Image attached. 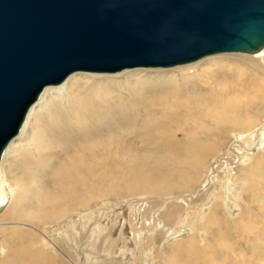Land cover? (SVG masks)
Masks as SVG:
<instances>
[{
  "label": "bare ground",
  "instance_id": "1",
  "mask_svg": "<svg viewBox=\"0 0 264 264\" xmlns=\"http://www.w3.org/2000/svg\"><path fill=\"white\" fill-rule=\"evenodd\" d=\"M238 58L241 60H233L236 63L225 59L216 60L214 57L210 59L208 57L198 62H187L188 64L182 63L179 66L174 65L180 68V74L162 73L155 78L148 77L147 79L136 67V70L129 73L131 77L127 80L133 84L129 87V92L126 95H121L108 85L95 83L93 92L82 96V93L85 92L83 88H87L88 84L79 80L72 81L73 77L81 73V71H76L59 84L65 88L67 97H70L69 105L63 103L65 97L60 94L55 96L51 103L41 104L36 109L38 102L55 90L52 88L53 85L46 86L40 94V100H37L28 111L18 133L24 132L33 112L36 125L33 127L32 122L33 130L30 134V143L33 148L29 152L22 153L19 162L29 167L27 169L25 168L27 166L24 168L22 166L23 170L27 171L26 173H31V179L28 177L29 175L25 177L26 174L23 175V172L18 177H14L12 174H2L4 171L3 169L1 171L0 163V207L7 204V199H9V195L11 196L7 208L0 215V236H2L0 250L6 252L0 254L3 258L0 257L1 262L3 260L6 262L11 255L16 254L15 252L19 248L14 241L16 234L20 237V235L33 232L34 235L41 228L36 226L35 230H31L30 227H27L30 224L26 222L29 220L26 211L36 212L32 217L36 220L34 222L42 223L43 220H49L53 228L59 225L62 218L76 211L78 217L75 219H80V223L85 225L96 213L92 209L106 206L110 194L117 198H121L122 194L126 195L125 197L128 195L144 196L141 199L142 203L139 204V210L153 198H162L165 201L170 198H180L179 200H181V198L190 199L192 195L198 196L199 187L202 182L208 179L210 170L214 175L212 176L214 183H218V188L227 192V196L230 193L232 200L235 186L241 185L244 190L237 193V198L244 201L241 192H250V202L258 200L261 208L264 209V194L259 191L261 184L264 183V129H262L264 127V47L252 52L250 56L243 55ZM83 73L100 75L99 73L103 72H90L89 74L85 71ZM95 92L99 93L97 97ZM86 98L90 105H82L86 102ZM103 121L108 123L107 130L109 131L102 127L104 132L101 134L102 128L97 127L95 122ZM59 124H62L67 131L66 135H73L74 141L69 143L67 140L60 146L54 144V139L49 140L45 128ZM99 124L101 125V123ZM117 127H120V132L115 130ZM37 128L39 130L36 132ZM82 133L85 135L83 136ZM83 138L85 139L83 140ZM15 139L16 137L7 146L14 144ZM253 145L257 146V151L250 152ZM151 155H156V158L161 162H168V167H175L174 163L179 164V169L175 170L172 167L173 171L170 173V180L167 184H156L151 176L144 177V173L148 172L144 171V168L143 172H140V166L146 163H143L146 156ZM1 160L0 162L3 163V159ZM149 160L151 163L152 159L149 158ZM215 162L217 164H214ZM239 164H241L240 168ZM223 166L225 168L221 169L223 173L219 177L220 167ZM36 168L38 172L35 171ZM29 179L33 184L28 181ZM257 179L260 180L258 190L255 184ZM50 180L57 183V187L50 188ZM124 183L127 184L126 191L122 190ZM180 188H187L185 195L171 196L173 190ZM160 193H166V196L160 195ZM209 193V201L212 200L208 209L210 214H205V207L202 205L199 212L196 213L202 221L204 219L211 221L209 215L212 216L211 213L215 210L216 203L220 202L219 199L223 200L220 203L225 211L224 216H233L228 206L229 200L225 195L221 193L220 197H217L219 195L216 194L217 191L214 192V189L209 190ZM34 199L36 202L33 201ZM134 201H129L128 210H136ZM136 201H140V199L137 198ZM233 202L240 210L241 207L237 200ZM250 202L247 203L250 204ZM163 203L153 211H160ZM39 204H52L50 215L46 214L45 210V212H40L36 210L38 208L33 209ZM187 205L190 208H184L179 216L175 214L180 212L175 210L180 208L179 204L169 205L166 216L176 220V225L182 220L184 223L195 221V218H192L195 213L192 210L194 206ZM22 211H25V215L20 218ZM243 211L242 209L237 216L242 220ZM105 212L106 210L103 208L99 213L102 215ZM121 212L122 214H118L115 211L113 215L111 212L110 217L112 219L121 217V215L124 217L127 209L126 211L121 210ZM155 214L152 213L153 230L158 224ZM163 216L165 215H162L161 222H164ZM98 220L99 223L92 229V234L88 239L93 236L100 239V236L102 237L106 232V218ZM20 225L24 228L18 232L19 230L16 231V228ZM181 226L180 223L178 227L181 228ZM131 227L133 226L131 225ZM141 232L142 230L133 232L134 239H137L133 240L136 243H139L140 236L138 238L135 236L140 235ZM39 233L41 234L42 231ZM211 233L214 232H208V234ZM195 235L197 234L194 233L190 239L194 242L190 243L192 248L199 243ZM35 240L38 243H35ZM29 243L28 246L24 245L20 249L23 253H28L31 260H33L32 257L46 258L48 252L50 253V251L44 250V247L51 246L49 237L47 234L45 235L44 231L39 238L37 237ZM207 245L209 244L207 243ZM136 249H139V245L136 246ZM106 250V248L103 249V251ZM121 250L127 251L123 247L119 251ZM134 260H137L136 255ZM84 262L85 259L81 261V264ZM215 262L218 263L217 259ZM168 263H171V258H168Z\"/></svg>",
  "mask_w": 264,
  "mask_h": 264
},
{
  "label": "water",
  "instance_id": "2",
  "mask_svg": "<svg viewBox=\"0 0 264 264\" xmlns=\"http://www.w3.org/2000/svg\"><path fill=\"white\" fill-rule=\"evenodd\" d=\"M264 47V0H0V161L48 85Z\"/></svg>",
  "mask_w": 264,
  "mask_h": 264
},
{
  "label": "rangeland",
  "instance_id": "3",
  "mask_svg": "<svg viewBox=\"0 0 264 264\" xmlns=\"http://www.w3.org/2000/svg\"><path fill=\"white\" fill-rule=\"evenodd\" d=\"M251 54L252 53L243 52V51H225L222 53L219 52V53H214L211 55H206L205 57L192 61V62H198L200 60L207 59L208 57L209 59L214 57L216 58V60L225 59L226 61L236 63L234 61L241 60L238 57L243 56V55L250 56ZM235 56H238V57H235ZM247 63L250 64V62H247ZM177 66H179V64ZM177 66H174V65L167 66V67L140 66L137 68L141 71V73H143L144 77L147 79L148 77L155 78L156 76L162 73L180 74L179 72L180 68H177ZM134 70H136V67H132V69L125 68L121 71H116L112 73L103 72V73H99L100 75L98 74L88 75L86 73H83L87 70H79L81 71V73L73 77L72 81L79 80V81H82L88 84L87 88H83L85 92L82 93V96L85 95L86 93L91 94L93 90L95 89V83L99 85L100 84L108 85L111 89L117 90V92L120 93L121 95H126L129 92V87H131V85L133 84L131 81L127 79L131 77L129 75L130 71H134ZM90 72H94V71H87V73L89 74ZM80 78H83V79H80ZM52 88L55 89V90H52L53 93L43 98L42 101L38 102V106L36 109H38L41 106V104L47 105L51 103V100L55 96L60 95V94H61L60 96L65 97L63 100V103H67V104L69 103L70 97L69 98L67 97V92L63 86L58 84V85H53ZM98 95L99 93L95 92V96L97 97ZM88 101L89 100L86 98V102L82 103V105H90V102ZM44 111H46L45 108H44ZM34 118H35V114L32 112L30 115V118L28 119V123L26 124V129L24 130V132L16 136V139L14 140V144H11L9 147L7 146L8 148L6 147L7 149L6 151H4L3 158H2L3 163L0 162L1 171L2 169L4 171L2 174H10V175L12 174L14 175V177H18L22 175V172H23V175L26 174L24 175L25 177L29 175L28 177H30L31 179V176H32L31 173L29 172L26 173L27 171L23 170V168L27 165L21 164L19 162H20L21 154L24 152H29L33 148L32 144L30 143V140H31L30 134H31V131L33 130L32 122L34 124L33 127H36L34 123ZM95 123L97 127L99 128L104 127L106 131H109L107 130L108 123H106L105 121L95 122ZM99 123H101V125ZM59 125L57 126L50 125L45 128V131L47 130L46 133H47V136L49 137V140L52 141V139H54L53 140L54 144L60 145V146L62 145V143L63 144L66 143L67 140L69 141V143L74 141L73 140L74 137L72 138L73 135L72 134L66 135L65 133L67 131L63 128V125L62 124H59ZM262 129H264V127ZM35 130L37 132L39 129L37 128ZM115 130L116 131L118 130V132H120L119 131L120 127H117V129ZM100 132L102 134L104 132V129L102 128V131ZM82 135L84 136L85 133H82ZM55 139H57L58 141L57 140L55 141ZM84 139L85 138H83V140ZM75 145H77V143H75ZM252 151H257L256 145H253V148L250 150V152ZM148 157L152 159L151 163ZM148 157L146 156L145 161H143V163L146 162L145 163L146 166L143 163H142L143 165L140 166L141 167L140 172L142 173L143 168H144V171H148L144 173L143 175L144 177L151 176L153 182L156 184H161V183L167 184V182L170 180V173L173 171L172 170L173 166L168 167L169 163L159 161L156 158V155H151ZM236 161L238 162L237 158H236ZM149 164L150 166H147ZM214 164H217V163L215 162ZM174 166L175 167L173 168H175V170L179 169V164L174 163ZM240 166L241 164H239V168ZM236 167H237V164H236ZM25 168L28 169L29 167L27 166ZM223 168H225V166L220 167L219 177L222 176L223 170L221 169ZM237 169L235 170V172L237 171ZM35 171L38 172V169L36 168ZM208 174H209L208 179L210 180L207 179L206 181L201 183L198 193H197L198 196L192 195L190 199L181 198V200H179L180 198L179 199L170 198L169 200H165V201H163L162 198H158V199L153 198V199H150L148 203H145L143 206H141L140 210H139V204L142 203L141 199L144 196H139V195L129 196L128 195L127 197H125L126 195L123 196L122 194L121 198H117L116 196L110 194L109 196L110 199L106 206L103 205L100 208L96 207L92 209L94 210V213L95 212L96 213L95 215L93 214L92 218L85 225L80 223V219H75L78 217L77 215L78 212L76 211H75L76 213L74 212L73 214H70L69 216L67 215L66 217L62 218V220H60L58 223L59 225L55 228H53L52 225H50L49 220H43L42 223L34 222L36 220H34L32 217H33V214H35L36 212L29 213L28 211L26 212L24 211L29 217V220H26V222L30 225H28L27 227H30L31 230H35L37 227L40 226L41 228L39 231H42V233L44 231L45 235L46 234L48 235L51 246L49 245V246L44 247V250L46 252L50 251V253L48 252V256L46 258H43L44 260L41 259V257H32L34 261L31 260V256L28 255V253H23L22 249L20 248L24 245L28 246L30 244L29 242L33 241L37 237L39 238L40 235H42V233L40 234L38 231V233H34L35 235L34 236L33 232L32 233L29 232L25 235H20V237H18L19 235L16 234L14 241H16V246L19 248L15 252L16 254L12 252V254H15V255H11L10 258L12 259L8 258L6 262L7 264H12V263L17 264L18 262L19 264H31V263L33 264L34 263L36 264H81V261L85 259L84 264H169L168 258H171L170 264H264V234H263L264 233V228H263L264 227V209L261 208V204L258 203V200L255 202L253 201L250 202V199H251L249 197V195H251L250 192H244V193L241 192L242 197H244L243 198L244 201L239 200V198H237V193L244 190L239 184H237L239 186H235V189L233 190L234 196L232 200L231 199L232 195L230 193H229V196H227L226 195L227 192H223L222 188L221 189L218 188L219 187L218 183H214L212 179L213 178L212 176L214 175L212 174L211 170L208 171ZM137 176H138V173H137ZM30 179L28 181H30L31 183L32 180ZM137 180H138V177H137ZM49 182L51 183V186L49 183L50 188L57 187V183L52 182V180H50ZM53 183H55L56 185L54 184L55 185L54 186ZM31 184H33V182ZM255 184L258 190L260 180L257 179L255 181ZM8 188L7 190L9 192ZM213 189L215 193L217 191L216 194L219 195L217 197H220V194L222 193V195H225L226 199L230 201V202L228 201L229 203L228 206L230 207V211L233 216H226V217L224 216L225 211L220 203V202H223V200L219 199L220 202L216 203L214 207L215 210L213 211V213H211L212 216L209 215L211 221H207L205 219L204 221H202L201 217L198 216L196 213L199 212L200 207L204 206L205 214L206 215L210 214L208 209H209V206L212 200L209 201L208 197H210L209 190H213ZM219 189L220 191H222L221 193ZM122 190H125V191L127 190V184L125 183L122 184ZM186 190L187 188L175 189L172 191L173 193L171 196L173 197L174 196L176 197L177 195L183 196L186 194ZM117 191L120 192V190H117ZM117 191L115 192L118 193ZM259 191H261L264 194V183L261 184ZM165 194L166 193H160V195H163V196H166ZM137 198H139L140 201H136ZM212 198H213V195H212ZM10 199H11V196L9 195V199H7V204H3L0 207V215L7 208V205L9 204L8 201H10ZM130 200H135L134 201L135 206H136L135 211L131 209L128 210V207H129L128 204ZM235 200H237L238 204L240 205L241 207L240 210L237 207V205L233 202ZM33 201L36 202V199H34ZM247 202H250V204H248ZM162 203L163 205L160 207L161 210L160 211L157 210L156 211L157 213L154 212L153 210L157 209ZM173 204H179L180 208L175 209L177 211H180L178 213H175L178 216L182 213L184 208L189 207L187 204H190V206L191 205L194 206L195 208L193 207L192 209L195 212L194 213L192 211L194 213L192 218H195V221L193 220L194 223L191 221H189L188 223H184L182 220V222H180L182 226L181 228H179L178 226L180 223L176 225V220L169 219L168 216H166V212L167 210H169L168 206L169 205L173 206ZM51 205L52 204L50 205L39 204L38 206L36 205L34 208L33 207L32 208L33 209L38 208L36 210H39L40 212L46 211L45 213L46 214L48 213V215H50ZM125 207L127 209V212L124 213V217L123 215H121V217H118V218H115V216H113V218L115 219H112L110 217L111 212H112V215L115 211L118 214H122V212L120 213V211L121 210L126 211ZM103 208L106 210V212L101 215V213L99 212L103 210ZM242 209L244 210L242 213L243 217L241 216L243 220L240 219V217H237ZM22 212H21L20 218H22L25 215V213L24 212L22 213ZM146 213L147 215H145ZM152 213L154 214L156 213L155 217L156 219H158V222H157L158 224L155 230L152 229V226L154 225ZM142 214L144 216H141ZM162 215H165L163 216L164 222H161ZM42 218H45V217H42ZM103 218H106V221H105L106 232L102 236L103 239L101 240L102 238L101 236H100V239L94 238V236L88 239L89 236L92 234L91 233L93 231L92 229L96 227L97 223H99L98 219H103ZM71 220H73V222H71ZM178 221H179V218H178ZM238 221H239V224H238ZM243 221H244V224H242ZM108 222L109 224H107ZM131 225L133 227H131ZM22 228L24 227L20 225L16 228V231L19 230L18 232H20V229ZM197 229H199L200 231H198ZM207 229L214 233L208 234L209 231ZM138 230H142L143 233L141 232L140 235L135 236L136 238L140 236L139 243H136L134 240H137V239H134L133 232L135 231L137 232ZM194 233L197 234L195 235V238H197L199 243L195 247L192 248L190 246L191 245L190 243L191 242L194 243V242L193 240H190V239H192L191 237ZM152 237H153V240H152ZM1 238L2 236H0V239ZM15 239H17L18 241ZM205 239H207V242H205ZM23 240H25L26 242ZM35 241H34L35 243H38L37 240ZM93 242H95V244H93ZM207 243L209 245H207ZM138 245H139V249H136V246ZM0 247H1V243H0ZM121 247H123L127 251H123V250L119 251ZM258 247H259V250H258ZM105 248L107 250L103 251V249ZM4 253L6 252H3L0 250L1 255ZM104 255L105 257H103ZM135 255L137 258L136 261L134 260ZM0 257L2 258V256ZM2 259H0V264L1 263L6 264L5 260L1 262ZM216 259L218 263L215 262Z\"/></svg>",
  "mask_w": 264,
  "mask_h": 264
}]
</instances>
